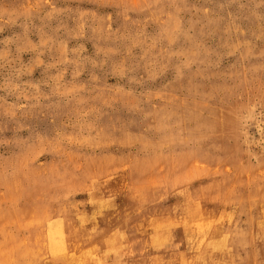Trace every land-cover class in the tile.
Listing matches in <instances>:
<instances>
[{
  "label": "rangeland",
  "instance_id": "1",
  "mask_svg": "<svg viewBox=\"0 0 264 264\" xmlns=\"http://www.w3.org/2000/svg\"><path fill=\"white\" fill-rule=\"evenodd\" d=\"M247 263L264 0H0V264Z\"/></svg>",
  "mask_w": 264,
  "mask_h": 264
},
{
  "label": "bare ground",
  "instance_id": "2",
  "mask_svg": "<svg viewBox=\"0 0 264 264\" xmlns=\"http://www.w3.org/2000/svg\"><path fill=\"white\" fill-rule=\"evenodd\" d=\"M253 223V222H252ZM253 226V225H252ZM212 228H214V227H212ZM253 228H254V226H253ZM209 230V229H208ZM253 230V229H252ZM254 232V231H253ZM227 233V232H226ZM226 233H224V235L226 234ZM212 240H214V239H212ZM214 241H216V240H214ZM213 241V242H214ZM219 241V240H218ZM207 242H210V241H207ZM207 242H206V244H207ZM225 242H226V239H225ZM212 244V243H211ZM223 243H221V245H222ZM204 245V244H203ZM213 246V245H212ZM216 246V245H215ZM209 247V246H208ZM210 247H211V245H210ZM221 247V246H220ZM219 247V248H220ZM232 249V248H231ZM229 250V249H228ZM239 257V256H238ZM236 258V257H235ZM248 260V259H247ZM259 262V261H258ZM205 263V262H204ZM254 263V262H253ZM260 263V262H259ZM248 264V263H247ZM251 264V263H250Z\"/></svg>",
  "mask_w": 264,
  "mask_h": 264
}]
</instances>
